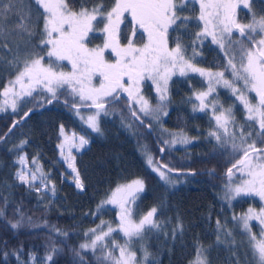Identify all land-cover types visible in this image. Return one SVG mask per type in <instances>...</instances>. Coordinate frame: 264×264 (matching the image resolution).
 I'll return each mask as SVG.
<instances>
[{
	"label": "snow or ice",
	"instance_id": "6c2138e0",
	"mask_svg": "<svg viewBox=\"0 0 264 264\" xmlns=\"http://www.w3.org/2000/svg\"><path fill=\"white\" fill-rule=\"evenodd\" d=\"M20 3L22 0L0 3V20L15 13ZM32 4L36 6V20L43 21L40 31L37 33L33 30L31 8L23 22L17 21V26L29 37L39 35V42L32 44L35 51L28 53L22 64L17 59L9 61L15 69V75L0 90V112L8 108L14 113L17 112L20 101L25 97H30L33 101L39 98L41 102L35 104L37 108L64 97L65 105L74 109L75 114L80 116L92 132L102 134L101 116L115 114L110 106L115 107L122 94H126L127 100L124 102L128 104V112L133 119L127 122L121 113L122 126L132 130L135 122L139 121L136 128L145 126L150 135L154 131L153 121L145 118L153 117L154 110L142 94L144 81L149 80L155 85L160 101L155 110V119L158 120L159 112L168 114L163 102L168 100L171 77L177 72L180 76L198 74L206 80L207 88L194 92V99L199 103H193V112L210 110L215 127L209 131L208 136L214 138L221 148L231 146V152L227 153L231 166L226 171L227 180L221 198L228 206L238 197H256L262 202L259 210L249 207L239 217L233 216V220L238 221L236 227L242 234L239 250L243 252V258L237 256L230 264H264V14L257 18L252 12V0H113L109 8L103 6V0L91 8L86 6V0H81L78 10L71 0H32ZM195 5H198V14L193 16L191 13L196 12ZM241 6L251 13L248 23H242L237 18V10ZM186 10L189 14H185ZM192 27L199 30L192 40V56L189 57L186 55L188 46L182 43L180 36ZM125 30L129 35L122 36ZM97 31L102 34L103 43L89 47L90 34ZM138 33L142 46H137ZM174 33L176 39L173 41L174 46L170 47V36ZM234 33L238 36L234 37ZM208 38L223 53L222 63L219 65L222 70L212 71L210 68L197 66L195 58L200 53L196 46L203 45ZM106 52L115 59L107 57ZM63 62L71 66L69 71L62 70ZM226 73L229 75L226 76ZM218 88L227 89L231 97H234L228 108H224L219 102ZM33 93L37 95L34 96ZM189 102H192L191 98ZM236 102L242 106L245 120L251 122L247 125V133L244 132L245 125H239V135L235 130ZM81 108L94 111L85 118ZM31 111L30 109L24 114L25 118ZM20 122L15 121L12 127ZM253 129L257 130L253 132ZM59 132L63 140L57 147L68 167L75 173L76 187L83 190L84 185L75 167L71 149H82L89 140L85 135L76 136L73 133L69 136L63 125ZM189 142L186 136L162 141L164 145ZM27 144L28 140L22 139L15 146L16 151L23 150ZM164 150V147L160 148L161 153ZM146 156L152 170L162 180H167V173L173 169L167 164L154 161L147 151ZM15 163L19 165L15 172L16 180L38 194L48 191L54 193L55 186L48 187L50 178L44 173L37 157H33L31 168L26 154L17 155ZM144 188L143 181L136 179L117 186L102 202L101 207L106 203L119 208V223L113 227L111 223L101 221L100 225L85 233L89 241L79 245L80 250L93 253L97 264H145L148 261L150 253L144 247L143 241L154 230H160L161 223L156 219L158 209L155 206L139 220L134 219L131 206L139 199L138 194ZM8 203L7 198L0 197V220L5 219ZM14 212L17 218L6 221L12 230H19L26 225L39 227L19 207ZM252 221L257 222L258 233L253 232L250 223ZM226 226V221L222 224L217 219L218 240L221 230ZM178 227L182 229L181 225ZM49 231L68 236L67 232L54 226ZM113 233L123 236V244L118 243V237L113 236ZM176 235L177 230L174 229L173 241ZM226 235L233 236V233L228 231ZM49 239H52L51 236ZM136 242L141 243L143 253L139 261L136 252L132 250V245ZM52 243L55 244V241ZM235 243L233 238L232 244ZM97 249L100 250L99 255H96ZM231 250L235 253L238 249ZM60 251L62 249L48 246L46 260L53 261V255ZM70 251L74 256V264H77V258L78 264H84L85 257L81 251L75 248ZM117 251L118 256L115 255ZM203 251L202 248L198 249L196 264H207L206 258L202 259ZM21 252L22 247L14 249L12 255L16 256L18 264H25L20 259ZM2 255L4 260L9 257L8 252H3ZM32 260H35L34 256Z\"/></svg>",
	"mask_w": 264,
	"mask_h": 264
},
{
	"label": "trees",
	"instance_id": "16d2710c",
	"mask_svg": "<svg viewBox=\"0 0 264 264\" xmlns=\"http://www.w3.org/2000/svg\"><path fill=\"white\" fill-rule=\"evenodd\" d=\"M9 0H0L7 4ZM113 0H103V6L109 8ZM71 3L79 9L81 0H71ZM100 3V0H86V6L91 8ZM31 8L33 30L39 32L43 21L36 20V6L32 0H22L17 5V11L0 20V90L9 79L14 78L15 69L9 64L10 60L22 61L28 53L34 52L32 44H38L39 35L29 37L17 26V21L23 22ZM198 14V5H195ZM252 12L259 18L264 14V6L260 0L252 1ZM185 14H189L186 10ZM240 19L244 23L250 22V16ZM195 21H193V24ZM38 25V26H37ZM102 27V25L100 26ZM199 29L192 27L186 34L181 35L182 43L187 47L186 55L192 56V40ZM123 35H129L125 30ZM95 37V38H92ZM89 47L102 45V34L97 31L90 34ZM146 42V37L143 38ZM176 34L170 36V47ZM137 46H142L139 33L136 38ZM7 45V47H5ZM200 55L196 56L197 66L210 68L212 71L222 70L223 53L219 47L211 43V38L204 41L203 45H197ZM105 55L115 59L109 52ZM62 70L69 71L71 66L63 62ZM229 74V73H228ZM94 83H97L94 80ZM206 84L198 76H179L173 78L168 86V109L163 120L164 131L179 133L189 138V146L166 152L163 156L159 152L160 143L155 139L154 132L148 134V128L141 126L139 129L136 121L132 130L122 126L121 113L128 118L127 95L122 94L121 100L115 107L117 116H101V133L92 132L90 128L64 103V97L52 104H44L35 107L39 101H33L25 97L20 101L17 112H0V197L9 201L5 209V219L0 220V264H18L16 256L12 255L14 249L21 248L20 259L25 264H74V256L70 249H77L85 257L84 264H97L91 251L85 252L79 249V245L89 241L85 233L97 227L101 221L111 223L115 227L118 221V211L112 209L105 201L119 185L127 184L133 180L143 181L145 188L139 193V199L132 205L134 219L146 214L152 207H157L156 219L160 221V230H154L153 234L143 241L144 247L150 253L145 264H192L196 258L198 249L202 248V259L206 258L207 264H230L237 256L243 258V252L239 250L242 234L236 227L238 221L233 216L239 217L246 213L249 207L259 210L262 202L256 197H238L231 206L224 204L222 190L227 180L226 171L231 166L227 153L230 148H221L208 136L210 130L215 127L211 112H193L195 91L206 90ZM143 96L150 105L156 104V97L150 83L144 81L142 85ZM219 102L228 108L234 100L227 91L218 90ZM36 96V93H33ZM46 95V93H45ZM191 98L192 102H189ZM212 97L210 98V100ZM27 101V102H25ZM254 102V101H253ZM32 110L30 118L23 124H16L11 134L6 133L12 124L21 120L26 112ZM81 113H87L89 108H81ZM236 126L239 135V125L243 124L247 133V125L251 122L245 120L242 107L236 102L234 108ZM133 119V118H132ZM126 120V119H125ZM127 121V120H126ZM128 122V121H127ZM63 125L66 132L77 135H85L89 140V146L81 153L75 155V166L84 185L82 191L76 190L72 183L61 180V176L70 178L59 160L60 126ZM257 129H253L255 132ZM252 138H255L254 136ZM22 139H27L28 144L17 152L15 146ZM239 142V141H237ZM259 146V145H258ZM230 147V146H229ZM144 150L150 152L158 163L169 165L173 171L168 174V180H162L153 173L145 162ZM157 152V153H156ZM224 153V154H222ZM27 155L31 164L33 157L38 158V163L49 176L52 191L37 193L30 190L27 185L15 179V172L19 165L15 163L17 155ZM166 171V170H165ZM189 172V173H187ZM192 173H195L193 175ZM19 209L26 217H31L39 224V227L25 226L19 230H12L7 226V220L16 219L14 209ZM219 219L227 226L221 230L219 240L216 233V221ZM253 232L258 233L256 221L250 222ZM182 226V229L178 227ZM67 232L68 236L57 235L50 232L51 227ZM176 229V239H172V231ZM232 231L233 236L226 233ZM51 236V240L49 239ZM118 237V243L123 244L122 235L113 233ZM235 238V244L232 240ZM55 241V244L52 242ZM7 245V246H5ZM48 246L62 249L59 254L53 255V261L46 260ZM238 249L235 253L231 249ZM136 252L137 260H141V243L132 245ZM3 252H8L7 260L3 259ZM100 254L97 249L96 255ZM115 255H119L118 251ZM35 260H32V257ZM78 264V258H77ZM108 264V262H105Z\"/></svg>",
	"mask_w": 264,
	"mask_h": 264
},
{
	"label": "rangeland",
	"instance_id": "374dc122",
	"mask_svg": "<svg viewBox=\"0 0 264 264\" xmlns=\"http://www.w3.org/2000/svg\"><path fill=\"white\" fill-rule=\"evenodd\" d=\"M253 1V0H252ZM259 1V0H258ZM260 2H261V4L264 6V2H262V0H260ZM237 12H238V16H237V18H238V20H240L241 21V19H240V16L239 15H241V13H242V16L243 17H247L248 15L250 16V18H251V13H249L248 12V10H246V9H243L242 8V6H241V8L240 9H238L237 10ZM247 15V16H246ZM242 22V21H241ZM242 23H244V22H242ZM236 36H238V34H236V33H234V37H236ZM188 75H192V76H198V77H200L198 74H195V73H189ZM229 74L228 73H226V76H228ZM180 75H179V73L177 72L175 75H173L172 77H171V79L169 80V83H170V81L173 79V78H176V77H179ZM200 78H202V77H200ZM202 80L204 81V83L206 84V87H207V82H206V80H204V78H202ZM145 81H147L148 83H150V85H151V87H152V91H153V93H154V95H155V97H156V104L155 105H150L151 106V108L154 110V114H153V117H146L145 119H152V121H153V128H154V130L156 131V132H154V137H155V139H158V138H160V139H158V141H159V143H160V148L161 147H164V152L163 153H161L160 152V148L158 149L159 150V152H160V154L163 156V154H165L166 152H172V151H175V150H177V149H182V148H185V147H188L190 144L189 143H184V144H182V143H177V144H175V145H164L163 143H162V141L164 140V139H168V140H171L172 139V137H176V138H180V137H182L183 135L182 134H179V133H173V132H168V131H164L163 129H162V123H163V120L166 118V115H164L163 114V112H159L158 113V116H159V119L157 120V119H155V116H156V112H155V110L157 109V107H158V105L160 104V101H159V99H158V96H157V93H156V90H155V85H153L152 84V82L151 81H149V80H145ZM218 90H224V91H227V93L229 94V96L231 97V95H230V93H229V91L227 90V89H223V88H218ZM143 94V93H142ZM215 95V94H214ZM254 95V94H253ZM211 97H209V99H210ZM231 98H233L234 99V97H231ZM255 102V101H254ZM165 105H166V108H165V110L167 111V109H168V100H166V101H164L163 102ZM197 103H199L198 101H197ZM239 103V102H238ZM242 107V106H241ZM90 109V108H89ZM7 111L9 110V111H11V109L10 108H8V109H6ZM115 114H113V116H117V114L118 113H116V111H120L121 109H119V108H112L111 109ZM242 110H243V108H242ZM92 111H94L93 109H90V111L89 112H87V113H84V116H85V118L87 117V115L89 114V113H91ZM12 112V111H11ZM244 112V111H243ZM128 122H131L132 121V117L131 116H129L128 118L126 117L125 118ZM84 122V121H83ZM86 124V123H85ZM87 125V124H86ZM136 125V124H135ZM239 130V129H238ZM66 133H68L69 134V136H71V134H73V132H66ZM76 136H80V135H77L76 134ZM213 140H214V142L218 145V143H217V141L214 139V138H212ZM63 140V137L60 135V143H61V141ZM89 146V143L86 145V146H84L82 149H79V150H77L76 148H72L71 149V154H72V156L75 158V155L76 154H79V153H81V152H83L87 147ZM230 145H227L226 147L227 148H230L231 149V146L229 147ZM58 150H59V160H60V162L63 164V166H64V168H65V171L67 172V173H69L70 174V178H67L66 176H61V180H63V181H67L68 183H72L73 185H74V187L76 188V190H78V191H82L81 189H78L77 187H76V185H75V183H74V177H75V173H73L72 172V170H71V168H69L68 167V164L65 162V160H64V158H62V156H61V150L58 148ZM67 146L65 147V152H67ZM150 153V152H149ZM157 153V152H156ZM143 156H144V159H145V162H146V164L148 165V163H147V156H146V150H144V154H143ZM152 156V155H151ZM153 157V156H152ZM153 159H154V161H156L157 162V160L155 159V157H153ZM74 163H75V160H74ZM31 167H33V165L32 164H30L29 163V168H31ZM76 167V166H75ZM148 168L153 172V173H155L159 178H160V176H159V174L157 173V172H154L153 170H152V168L148 165ZM168 175V174H167ZM168 180V179H167ZM37 184L39 185V181H37ZM48 187L49 188H51L52 187V185H51V183H49L48 184ZM107 205H109L110 206V208H112V209H114V208H116L117 209V211H118V213H119V208H117V207H115V206H113V205H111V204H107ZM192 264H196V260L192 263Z\"/></svg>",
	"mask_w": 264,
	"mask_h": 264
},
{
	"label": "water",
	"instance_id": "95a60500",
	"mask_svg": "<svg viewBox=\"0 0 264 264\" xmlns=\"http://www.w3.org/2000/svg\"><path fill=\"white\" fill-rule=\"evenodd\" d=\"M32 113H33V111H31L30 114L26 118H25V116H23L21 118V120H20L21 122L19 123V125H23L30 118V116L32 115ZM14 128L11 126L10 129L8 130V132L6 133V136H8L9 134H11L12 131L14 130ZM187 173H189V172H187Z\"/></svg>",
	"mask_w": 264,
	"mask_h": 264
}]
</instances>
